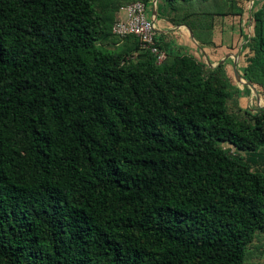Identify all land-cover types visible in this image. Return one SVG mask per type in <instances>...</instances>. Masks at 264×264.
<instances>
[{"label":"trees","instance_id":"1","mask_svg":"<svg viewBox=\"0 0 264 264\" xmlns=\"http://www.w3.org/2000/svg\"><path fill=\"white\" fill-rule=\"evenodd\" d=\"M134 1L0 0V264H261L264 104H243L226 62L155 32L158 63L114 34ZM244 2L156 15L212 46ZM252 16L241 70L264 96V1Z\"/></svg>","mask_w":264,"mask_h":264},{"label":"crops","instance_id":"2","mask_svg":"<svg viewBox=\"0 0 264 264\" xmlns=\"http://www.w3.org/2000/svg\"><path fill=\"white\" fill-rule=\"evenodd\" d=\"M246 1L248 0H245L244 6L247 3ZM263 1L264 0H262L261 2L257 1L256 5L258 7H256L255 5L254 7H251L249 11L245 9L244 13L241 15L229 14L225 16L215 17L213 29L214 45L212 46H202L201 43L197 39H195L191 29L187 25H176L171 23L169 20H166L165 18H158L157 15L154 16L153 3L150 9H148V16L151 19L153 18L155 32L157 33L158 37H160L161 42L166 45L168 51L171 49H188L198 58H202L207 64L226 62L228 71L234 74V79H237L234 64H236L238 72L243 75L241 69L247 65L248 58L252 54L250 47L245 46L247 40L253 35L254 22L252 19V15L253 12L262 5ZM258 2H260V4H258ZM118 15L126 17V8H122ZM245 17H247V19H249L252 24V33L249 34L248 32H245L243 34L241 42V37L236 36V26L232 24L237 22L240 28V24L242 25L243 21L242 19H244L245 22ZM228 65L231 66L230 69ZM254 87L256 89V92L251 91L250 95H252L253 97L255 95L256 99L258 97L260 98L261 96V99L264 100V96L259 93V89L257 88V86L254 85ZM243 99L244 97L242 98V100Z\"/></svg>","mask_w":264,"mask_h":264},{"label":"built area","instance_id":"3","mask_svg":"<svg viewBox=\"0 0 264 264\" xmlns=\"http://www.w3.org/2000/svg\"><path fill=\"white\" fill-rule=\"evenodd\" d=\"M126 17L119 16L113 25L114 34L124 37L128 34H135L140 39V47L149 49L156 57L158 63L163 62L167 53L156 44L155 25L148 17V9L145 2L134 1L126 7Z\"/></svg>","mask_w":264,"mask_h":264},{"label":"rangeland","instance_id":"4","mask_svg":"<svg viewBox=\"0 0 264 264\" xmlns=\"http://www.w3.org/2000/svg\"><path fill=\"white\" fill-rule=\"evenodd\" d=\"M257 1H262V0H248V1H246L247 3L245 4V9L247 10V11H249L250 10V8L251 7H254L256 4H257ZM260 2H258V4H260ZM256 7H258L257 5H256ZM243 21H242V25L240 24V28H239V26H238V23L236 22V23H233L232 25H235L236 27H235V31H236V36H238V37H241V42H242V37H243V34L246 32H248L249 34H251L252 33V24H251V22H250V20L249 19H247V17H245V22H244V19H242ZM248 20H249V22H248ZM229 21V20H228ZM252 21V20H251ZM232 29H233V27H232ZM245 39H246V37H245ZM120 38H117L116 37V39H115V41H118V42H120ZM99 46H101V47H105V48H111V49H114L115 47H117V45H115V44H113V43H111V39L110 40H108V41H101L100 43H99ZM215 65H217V64H211V66H215ZM228 67H229V69L231 68V66L230 65H228ZM205 75H207V74H205ZM218 78V77H217ZM235 81H236V85L238 86V87H240L241 89H243L244 88V86L246 85V83H243V82H239L237 79H235ZM234 81V82H235ZM243 87V88H242ZM244 99H243V104H246V105H248V106H250V107H253V108H256V106H261L262 104H264V100L263 99H261V96H260V98L258 97L257 99L255 98V95H254V97L252 96V95H250V94H248V93H246V92H244ZM223 146H227V147H229V148H233V150H234V146H232V145H230V144H228V143H223ZM244 156L245 157H249L250 156V154L249 153H245L244 154ZM260 262H261V264H264V253H263V255H262V257L260 258Z\"/></svg>","mask_w":264,"mask_h":264},{"label":"water","instance_id":"5","mask_svg":"<svg viewBox=\"0 0 264 264\" xmlns=\"http://www.w3.org/2000/svg\"><path fill=\"white\" fill-rule=\"evenodd\" d=\"M156 7H157V0H153V15L154 16H156V11H157ZM152 20H153V18H152ZM209 65H211V64H209ZM234 68H235V74H236L237 80L240 82L248 84L250 86V88L252 89L251 91L256 92L254 85L251 84L246 78H244V76L242 74H240L238 72L236 64H234Z\"/></svg>","mask_w":264,"mask_h":264},{"label":"clouds","instance_id":"6","mask_svg":"<svg viewBox=\"0 0 264 264\" xmlns=\"http://www.w3.org/2000/svg\"><path fill=\"white\" fill-rule=\"evenodd\" d=\"M152 3H153V1H152ZM149 17V16H148ZM154 22V21H153Z\"/></svg>","mask_w":264,"mask_h":264}]
</instances>
